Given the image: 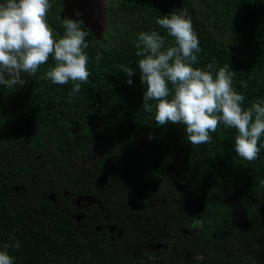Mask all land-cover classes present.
I'll return each instance as SVG.
<instances>
[{"label":"trees","instance_id":"obj_1","mask_svg":"<svg viewBox=\"0 0 264 264\" xmlns=\"http://www.w3.org/2000/svg\"><path fill=\"white\" fill-rule=\"evenodd\" d=\"M184 9L200 42L194 67L214 64L215 74L228 65L245 108L264 100V0H110L101 39L80 23L90 76L79 93L70 96L71 82L42 78L54 66L51 56L34 76L22 74L25 85H0V249L20 243L8 249L14 264L86 261L92 243L73 231L54 238L39 225L43 243L34 246L21 229L22 210L9 203L14 173L36 175L53 189L127 174L136 189L115 193L114 202L123 197L124 206L117 207L121 224L143 244L144 258L151 244L163 259L158 264H264V136L258 158L249 162L235 151V129L221 124L210 142L191 145L183 125H156L155 102L151 113L142 108L138 34L156 30L171 45L173 38L156 20ZM60 11L55 4L47 16L57 38L64 33ZM121 65L136 70L131 85ZM92 158L102 169L93 171V179L88 167H78ZM129 196L137 200L133 206ZM39 209L54 226H72L49 200L39 202Z\"/></svg>","mask_w":264,"mask_h":264},{"label":"clouds","instance_id":"obj_2","mask_svg":"<svg viewBox=\"0 0 264 264\" xmlns=\"http://www.w3.org/2000/svg\"><path fill=\"white\" fill-rule=\"evenodd\" d=\"M68 1L76 11L73 16L62 18L64 33L57 38L47 21L52 5L49 0H0V85L10 89L25 85L22 74L34 76L51 56L54 66L42 78L58 85L71 82L70 96L79 93L81 84L90 76L85 51L89 44L85 39L87 33L80 27L81 22L85 23L74 18L82 15L77 9L82 8L83 0ZM107 3L103 0L108 13ZM156 24L167 31L174 43L169 45L156 30L138 34L135 55L139 58L141 83L146 87L143 110L153 112L155 102L156 125H183L191 145L210 142V133H215L221 124L235 129L237 155L249 162L256 160L261 151L259 141L264 136V100H256L245 108V97L234 89L228 65L215 74L214 64H208L207 70L194 67L201 49L187 9L164 15ZM96 58L99 61V53ZM121 71L131 85L136 70L121 65ZM152 138L154 134L149 136ZM126 169L131 171L129 166ZM19 247L16 241L0 249V264H14L8 249Z\"/></svg>","mask_w":264,"mask_h":264},{"label":"flooded vegetation","instance_id":"obj_3","mask_svg":"<svg viewBox=\"0 0 264 264\" xmlns=\"http://www.w3.org/2000/svg\"><path fill=\"white\" fill-rule=\"evenodd\" d=\"M67 1L49 0L51 6L57 4L61 8L59 13L61 18L66 16L64 10ZM94 36L97 38L95 34ZM96 159L92 158L89 162L78 164L81 169L89 168L91 179L94 172L99 173L102 170L97 166ZM13 176L15 173L8 182L11 186L9 203L14 210H22L21 229L28 232L34 246L43 243L42 237L36 232L40 230L39 225H45L51 232L50 236L54 238L62 239L73 231L82 235L85 240L92 239L88 260L71 262L72 264H158L163 262L159 254L155 255L154 245L151 244H147L146 247L154 253L150 251V257L144 258L143 244L138 241L135 233L121 224L123 215L117 212V207L122 205L123 197L119 196L116 204L115 193L122 195L123 192L129 191V186L132 190L136 189L135 183L132 182L134 180H127L128 177L132 179L131 176L121 173L107 178L103 175L100 180H89L84 187L78 184L65 187L59 183L56 184L55 189L48 188L45 180L32 177L36 175ZM105 188L108 189V195L102 194L106 192ZM48 200L59 209L62 215L71 218L72 226L53 225L49 215L39 209V202ZM127 200L130 206L137 203V200L131 196Z\"/></svg>","mask_w":264,"mask_h":264},{"label":"water","instance_id":"obj_4","mask_svg":"<svg viewBox=\"0 0 264 264\" xmlns=\"http://www.w3.org/2000/svg\"><path fill=\"white\" fill-rule=\"evenodd\" d=\"M82 8L77 9L80 10L82 15L80 17H74L79 21H83L92 32L96 35L98 39L102 38L103 32L107 30V22H106V13L107 11L104 8L103 0H88L87 3L85 0L81 2ZM107 5H110V1L108 0ZM65 13L66 16L62 18H66L69 16H73L74 10L71 6L70 1H68L65 5ZM97 12V13H96ZM100 33V34H99Z\"/></svg>","mask_w":264,"mask_h":264}]
</instances>
